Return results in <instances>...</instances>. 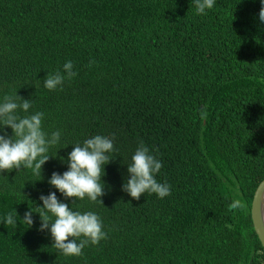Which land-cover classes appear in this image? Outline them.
Returning a JSON list of instances; mask_svg holds the SVG:
<instances>
[{
    "label": "trees",
    "instance_id": "1",
    "mask_svg": "<svg viewBox=\"0 0 264 264\" xmlns=\"http://www.w3.org/2000/svg\"><path fill=\"white\" fill-rule=\"evenodd\" d=\"M261 7L215 0L199 14L195 0H0V103L29 99L27 114L44 113L43 130L61 133L41 175L0 173V264H264L250 218L264 178ZM68 61L77 75L45 88ZM96 135L114 137L103 203L65 199L48 181ZM141 141L162 162L163 199L122 190ZM50 192L96 213L107 239L65 256L39 231V213L23 223ZM235 201L243 207L230 208Z\"/></svg>",
    "mask_w": 264,
    "mask_h": 264
},
{
    "label": "clouds",
    "instance_id": "2",
    "mask_svg": "<svg viewBox=\"0 0 264 264\" xmlns=\"http://www.w3.org/2000/svg\"><path fill=\"white\" fill-rule=\"evenodd\" d=\"M261 3L259 20L264 22V0ZM195 4L197 12L205 14L206 9L213 8L215 0H195ZM73 67V62L68 61L63 65V71L58 69L55 73H48L44 78V87L50 91L56 90L65 80L74 78L77 73ZM31 107V101L19 95H5L3 103H0V173L14 169L20 171L23 166L31 169L34 175H41L43 165L50 158L49 148L60 141V131H54L49 136L43 130L44 113L27 114ZM20 111L26 115H19ZM7 127L12 129V136L7 134ZM113 141L114 137L96 135L86 139L82 145L77 143L67 157L69 169L62 175L53 172L48 183L65 199L84 200L87 197L92 202L99 199L103 203L100 198L105 195V185L101 181L105 175L104 166L112 161L110 154L115 151ZM131 159L127 168L129 178L123 184V191L137 201L145 193H154L161 199L170 195V185L160 183L155 178L162 168V162L151 154L143 141ZM39 199L43 206L35 211L30 207L23 214L22 221L32 226L35 223L33 212L39 213V231H50L53 247L63 255L80 256L89 244L99 245L107 239L102 220L96 213L74 211L67 203L61 202L56 192L41 194ZM238 207H243L239 201L230 205L233 209ZM16 215V211L8 213L3 221L5 225H15Z\"/></svg>",
    "mask_w": 264,
    "mask_h": 264
},
{
    "label": "water",
    "instance_id": "3",
    "mask_svg": "<svg viewBox=\"0 0 264 264\" xmlns=\"http://www.w3.org/2000/svg\"><path fill=\"white\" fill-rule=\"evenodd\" d=\"M250 218L264 253V178L259 182L253 193L250 204ZM248 264H251V262Z\"/></svg>",
    "mask_w": 264,
    "mask_h": 264
}]
</instances>
